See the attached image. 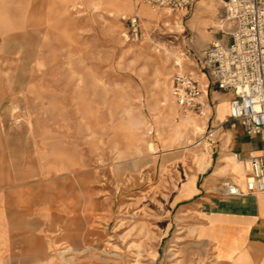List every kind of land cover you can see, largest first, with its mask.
<instances>
[{
  "label": "rangeland",
  "instance_id": "1",
  "mask_svg": "<svg viewBox=\"0 0 264 264\" xmlns=\"http://www.w3.org/2000/svg\"><path fill=\"white\" fill-rule=\"evenodd\" d=\"M199 1L186 15L143 0H0V264L190 255L192 228L173 202L195 175L194 152L208 146L216 171L221 126L184 115L167 93L179 71L216 91L197 60L232 32L228 22L218 29L223 0ZM142 7L172 21L146 20ZM209 11L215 19L199 29L193 17ZM131 16L137 42L127 38ZM190 122L202 131L187 133ZM234 161L226 169L243 165Z\"/></svg>",
  "mask_w": 264,
  "mask_h": 264
},
{
  "label": "built area",
  "instance_id": "2",
  "mask_svg": "<svg viewBox=\"0 0 264 264\" xmlns=\"http://www.w3.org/2000/svg\"><path fill=\"white\" fill-rule=\"evenodd\" d=\"M152 8L185 13L199 0H143ZM224 23L232 25L230 41L212 43L197 60L201 70L223 92L232 94L230 114L221 126L239 123L247 136L264 141V0H223ZM128 40L141 38L139 17L126 19ZM198 64V65H199ZM172 97L186 116L208 118L215 113L207 102L203 86L191 74L177 72L172 80ZM211 136V135H210ZM210 136H208L210 138ZM245 189L233 181L223 182L217 193L223 197L264 194V150L253 152L245 161Z\"/></svg>",
  "mask_w": 264,
  "mask_h": 264
},
{
  "label": "crops",
  "instance_id": "3",
  "mask_svg": "<svg viewBox=\"0 0 264 264\" xmlns=\"http://www.w3.org/2000/svg\"><path fill=\"white\" fill-rule=\"evenodd\" d=\"M214 19V13L209 11L203 16L196 13L192 22L199 29H205ZM205 88V99L214 104L213 117L216 118L218 103L231 102L233 96L217 87L209 94V84ZM228 94L230 97H227ZM228 117L229 114L226 119ZM224 121L217 123L221 126ZM217 132L222 134L221 152L234 156L242 164L253 152L264 150V141L260 137L247 136L239 123L225 124ZM212 167L213 160L204 170H196L190 195L175 202L176 206L183 207L182 214L192 228L191 237H184L185 248L187 253L191 251V256L186 255L180 261L182 264H198L199 261L201 264H264V194L240 197L219 195L212 187L220 186L223 183L221 180L233 181L242 190L245 185L232 170L225 169L224 173L216 174L211 172ZM204 175L206 179L200 184Z\"/></svg>",
  "mask_w": 264,
  "mask_h": 264
},
{
  "label": "bare ground",
  "instance_id": "4",
  "mask_svg": "<svg viewBox=\"0 0 264 264\" xmlns=\"http://www.w3.org/2000/svg\"><path fill=\"white\" fill-rule=\"evenodd\" d=\"M122 1L123 0H121L120 3H122ZM140 14L146 20H154L155 19V20H161L164 22L172 21L170 16H166V15L158 13L156 11L155 12L150 11L146 7H142V9L140 10ZM222 22L224 23V21H221L219 23L220 25H219L218 29L219 28L223 29L224 24ZM214 29H217V28L215 27ZM213 43H218V41H213ZM170 56L175 57V62H176L175 66H179L182 68L181 59L174 53V51L165 50V59H168ZM200 77L203 78L204 75L201 74ZM167 98L171 99V101L174 103L171 90L167 93ZM228 114H230V102L229 101H223V102L218 103L215 121L219 122V121L225 120V118ZM194 127L196 130L202 131V129L200 127L198 128L196 125L192 126L191 122L185 126V130L187 131V133L189 132V129H191V132H193ZM234 160H235L234 156L228 155L227 153L224 152L219 158L218 167H217L215 173L217 174V173H220L221 171H224L226 169V167H228V165L230 164V161H234ZM191 161H192V165L195 166V170H197V171L204 170L205 167L210 162V149L208 148V146H205L204 149H202L200 152H194L192 154ZM247 167L248 166L245 162L243 163V165H241V164L236 165L235 164V165H232V167H231V170L234 173H237L243 179L244 185H245ZM194 178H195L194 174H190L187 177V180L178 189L177 196L174 198L173 203H175L181 197H188L190 195L191 189H192L193 184H194ZM152 200L155 202L154 198ZM150 216L148 214L144 215V217H150ZM135 264H139V262L136 261ZM198 264H201V261H199Z\"/></svg>",
  "mask_w": 264,
  "mask_h": 264
}]
</instances>
